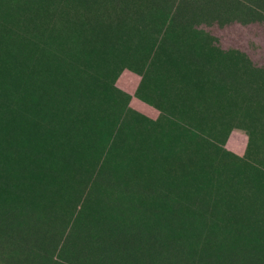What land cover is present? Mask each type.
Wrapping results in <instances>:
<instances>
[{"label":"rangeland","instance_id":"1","mask_svg":"<svg viewBox=\"0 0 264 264\" xmlns=\"http://www.w3.org/2000/svg\"><path fill=\"white\" fill-rule=\"evenodd\" d=\"M0 264H264V0H0Z\"/></svg>","mask_w":264,"mask_h":264}]
</instances>
